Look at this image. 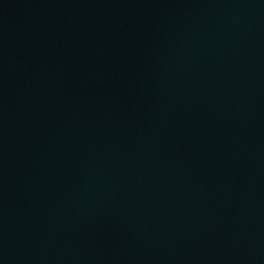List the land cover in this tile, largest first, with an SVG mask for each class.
Segmentation results:
<instances>
[{"label": "water", "instance_id": "water-1", "mask_svg": "<svg viewBox=\"0 0 264 264\" xmlns=\"http://www.w3.org/2000/svg\"><path fill=\"white\" fill-rule=\"evenodd\" d=\"M0 264H264V0H0Z\"/></svg>", "mask_w": 264, "mask_h": 264}]
</instances>
